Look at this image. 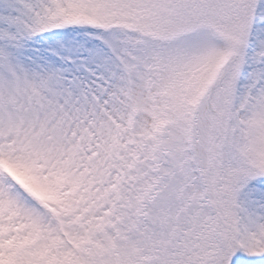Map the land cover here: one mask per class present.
I'll use <instances>...</instances> for the list:
<instances>
[{
  "label": "snow or ice",
  "instance_id": "6c2138e0",
  "mask_svg": "<svg viewBox=\"0 0 264 264\" xmlns=\"http://www.w3.org/2000/svg\"><path fill=\"white\" fill-rule=\"evenodd\" d=\"M0 264H264V0H0Z\"/></svg>",
  "mask_w": 264,
  "mask_h": 264
}]
</instances>
